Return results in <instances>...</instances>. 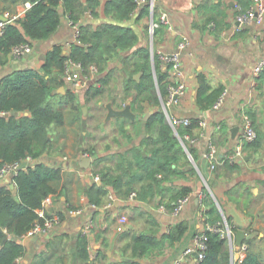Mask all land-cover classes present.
<instances>
[{"label":"trees","instance_id":"obj_1","mask_svg":"<svg viewBox=\"0 0 264 264\" xmlns=\"http://www.w3.org/2000/svg\"><path fill=\"white\" fill-rule=\"evenodd\" d=\"M24 1H29L30 6L23 16L9 20L0 34V63L12 53L14 46L50 38L56 33L63 13L78 22L79 42H70L67 52H64L62 43H54L44 54L39 68L15 69L0 77V166L7 162L21 161L26 156L33 160L12 176L14 188L0 185V264H17V258L25 250L23 243L17 239L26 234L37 221H43L38 210L43 207L46 197L56 194L54 181L62 177V167L56 162L43 161L42 157L53 152L56 128L64 125L66 111L65 107L59 106L61 103L65 106L70 104L72 120L79 125L87 118L92 121V130H89L88 135L93 140L83 150L94 157L92 168L100 179V183L95 182L88 188L90 202L98 206H102L111 189L118 197H126L132 191L136 192L138 199L161 195L159 201L172 209L178 198L191 193V186H175L174 180L183 176L180 166L191 163L187 151L193 157L196 156L189 142L184 140L183 146L178 136L174 135V129L160 106V100L167 96V70L162 69L156 54H151L148 46L136 45L137 33L124 23L136 13L134 0H105L103 12L110 20L97 25L81 21L85 11H89L92 17L98 16L100 0ZM146 10H149L147 3L142 5L134 17L141 16ZM159 29H155L154 36ZM68 57L80 61L84 73L90 64L97 67L95 81L83 90L84 102H94V112L86 117L82 114L79 94L63 78ZM117 62L121 65L117 66ZM110 63L114 65L109 66ZM117 70L121 72L123 95H132V108L135 109L136 105V110L142 109L144 101L158 105V109L151 112L146 120H141L143 126H138L136 130V135L140 136L139 141L129 146L125 155L119 159L116 158L118 153L101 156L98 151L99 142H105L106 148L109 146L106 140L110 135L106 133V126H100L106 110L105 102L110 99L115 107L124 104L122 98L118 100V95H111L113 89L109 88ZM140 70L142 73L137 80L134 73ZM205 82V78L200 76L196 100L202 108L210 107L222 90V86L212 88ZM60 86H64V92L58 91ZM120 118L114 117L109 123L117 132L112 134V139L117 140L118 134H121L131 140L132 131L124 121H119ZM190 120V124L176 128L179 136L182 137L185 132L194 135L199 120ZM132 122L136 124L135 120ZM93 130H98L99 134L95 135ZM258 141L257 134L256 139L248 145L256 147ZM109 159H115L114 163L110 164ZM225 166L231 170L239 168L237 163H226ZM164 191L167 192L166 198ZM203 191L206 192L202 199L203 214L207 215L208 221L214 222L221 217L220 213L208 192L205 189ZM58 213L60 217L63 216L61 211ZM45 215L49 216V213ZM228 219H233L232 215ZM187 227L185 220H179L159 235H156L157 230L153 228L136 229L131 234L129 230H122L120 234L125 232L129 236L121 246L120 259L107 264H141L134 259L135 255L150 253L155 248H161L165 242L179 240ZM242 228L246 233L251 231L250 223L242 225ZM3 230L7 233L6 238ZM207 237L206 255L199 264H230L229 248L232 250L233 246L217 232L209 231ZM243 241L247 244L245 256L233 264H264V246L257 245L253 235H246ZM87 242L84 233L77 238V264H94L90 260ZM98 257L106 264V253L99 250Z\"/></svg>","mask_w":264,"mask_h":264},{"label":"crops","instance_id":"obj_2","mask_svg":"<svg viewBox=\"0 0 264 264\" xmlns=\"http://www.w3.org/2000/svg\"><path fill=\"white\" fill-rule=\"evenodd\" d=\"M26 2L28 1L0 0V18H10V15L15 13L20 14L19 17L23 16L29 7ZM104 2L105 0H100L98 16L92 17L89 11H85L81 22L97 25L102 21H109L110 17L105 16L103 12ZM249 4L250 0H160L152 16L150 11L146 10L141 16L134 17L136 12L129 20L124 21L137 33L136 45L148 46L151 54H156L163 70H167V67L162 62L160 53L169 54L174 51L178 40L183 37L189 40L188 45L181 50L183 63L181 79L186 90L180 101L171 105L168 111L179 117L206 119L208 125L204 129L198 125L194 129V135L199 136L202 131L218 147L220 157L232 150L238 142L244 128L243 114L250 117L259 141L256 147L248 145L250 142L244 143L243 159L237 163L239 168L231 170L225 166L226 163H231L219 159L218 167L209 170L207 162L201 157L205 142V136L202 135L200 143H189L196 154L193 157L190 153L192 159L188 156L192 164L188 162L182 164L180 171L183 172V176L174 180L175 186L189 185L192 188L190 200L178 214H173V208L160 207L163 205L159 201L161 195L147 199L115 195L112 206L93 208L90 206L88 188L95 182L100 183V179H94L96 175L92 168L94 157L91 155L92 160L88 166L83 167L80 164L83 154L87 153L83 149H86L92 138L82 139L86 136V130H82L81 138H78L76 130L80 125L72 120L71 115L70 121L65 120L64 125L56 128L53 152L42 157L43 161L56 162L62 167V177L54 181L56 194L49 195L44 213L59 216L58 212L61 211L63 216H59L60 221L49 232L24 235L20 238L25 250L17 258V264H77L79 260L76 255V241L83 233L87 236V248L90 260H93L94 264L104 263V260L98 257L99 250L107 254L106 264L118 260L121 256V246L129 236L124 234L125 232L120 234L123 231L115 229L120 213H126L128 216L124 231L129 230L130 234L139 226L140 229L153 228L157 230L156 235H159L171 224L185 220L188 227L179 240L173 243L165 242L161 248H155L150 253L134 256L141 264H174L182 250L192 243L194 234L203 229V224L207 220V215L201 216L200 210L203 208L197 199L199 192L205 189L204 185L208 186L209 196L216 202V207L222 209L226 217L229 216L228 210L234 208L243 219L244 226L250 223L251 231L245 234L253 235L256 244L264 246V67L258 72L253 70L258 60L264 58V22L257 23L252 20L239 26L235 20L238 11L246 9ZM162 10L167 12L168 23L159 26L161 29L156 36H151L148 25L152 17L155 21L159 20ZM68 21L67 14L63 13L56 33L50 38L31 41L30 51L22 55H7L5 61L0 63V77L15 69L39 68L44 54L54 43L60 42L64 45L66 41L74 38L73 27ZM63 47L64 52H67L69 46ZM116 64L121 65L120 62ZM151 64L153 67L152 58ZM112 65L114 63H110L109 66ZM153 73L156 77L155 70ZM200 76L205 78V83L210 87L222 86V90L227 91L218 109H213L212 105L202 108L198 104L196 92ZM94 81L89 82V85ZM66 83L70 87L71 84L67 81ZM81 88L77 87L74 90L79 94ZM122 100L123 103L127 101L132 103V95H126ZM160 106L163 108L161 100ZM131 109L135 112L134 120L138 119L136 124L129 118L119 117V121H124L128 128L130 127L133 135L131 140H127L121 134H118L117 140L112 139V134L117 133L113 125L109 124L113 117L111 121L101 126H106L110 138L106 140L109 143L108 148L104 147L105 142H99V155L118 153L117 159L125 155L129 146L136 145L140 139V136L136 135V130L142 125L141 120H146L151 114L150 111L158 109V105L144 101L142 109L136 110V105L135 109L132 106ZM145 113H148L146 118ZM105 114L106 110L104 116ZM215 124H220V129H215ZM114 160L108 161L112 164ZM5 184L11 188L15 187L11 178L0 177V185ZM110 192L112 193L111 189ZM163 193L166 198L167 192ZM106 200L107 194L104 202ZM75 209L80 211L74 212ZM90 219L92 226L86 229L85 225ZM229 250L231 260L232 250L230 248ZM127 257L131 258L129 255ZM193 258L194 254L187 257L185 264H193Z\"/></svg>","mask_w":264,"mask_h":264},{"label":"built area","instance_id":"obj_3","mask_svg":"<svg viewBox=\"0 0 264 264\" xmlns=\"http://www.w3.org/2000/svg\"><path fill=\"white\" fill-rule=\"evenodd\" d=\"M134 1H135V12H137L142 7L143 4L147 3L149 5V11L152 16L153 13L155 12L156 5L160 0H134ZM25 4L30 6L29 1L26 2ZM19 15L20 14L18 13L11 14L10 18H7V20L0 18V34L3 33L6 23L8 21L18 18ZM68 20H69L68 21L69 24L73 27L74 38L72 40L66 41L64 43V45L66 46H69V43L72 41L79 42L77 37L79 34V28H78L79 24L78 22H74L69 18ZM235 20L237 21L239 26L246 22H250L252 20H255L257 23H263L264 0H250V4L247 6L246 9L238 11V13L235 15ZM167 23H168L167 12L165 10H162L159 14L158 21H155L152 17L148 25L149 34L153 36L154 31L157 27H159L161 24L167 25ZM188 43L189 40L186 37H183L182 39L178 40L176 44V49L174 51H172L169 54L160 53V57L162 59V62L166 65L167 73H168L167 96L165 99H161L163 100L162 109L164 111V114L168 122L173 127L174 132H176V128L178 126L188 125L191 122L190 118L188 117L175 116L168 111L171 105L176 104L180 101L181 97L184 95L186 90L185 83L181 79L183 73L181 50L184 49L188 45ZM30 49H31V43L29 42L21 43L12 48L11 54L19 56L26 52H29ZM263 67H264V58H260L257 64L253 67V70L255 72H258ZM96 75H97V67L94 64L88 65L87 72L84 73V68L82 67L80 61L74 60L71 57L66 58L63 78L65 81L71 84L72 88L83 87L88 85L89 82L94 81ZM226 93L227 91L225 89L220 92L217 99L212 104L213 109H218L221 106ZM243 119H244V124H243L244 128L238 142L235 144L234 148L228 151L223 157L219 156L218 147L212 142V140L209 137H206L202 131L200 132L199 136L191 135L188 132L183 133L182 137L179 136L177 132L176 135L178 136L180 141L184 144V146H185L184 140L192 144H198L200 143V137L202 135L205 136L204 149L201 152V157L207 162L209 170H215L218 167L219 159H222L223 162L227 161L231 164L238 163L240 160H242L244 156L243 153L244 143L252 142L256 139L257 132L252 124L250 117L247 114H243ZM198 125L202 127V129H204L208 125V122L206 119H199ZM214 127L215 129H220V124H215ZM86 154L87 153H84L83 156ZM188 156L192 158L189 152H188ZM32 161L33 160L30 156H26L25 159L21 161L4 163L2 166H0V177L11 178L12 184L15 185L12 176L17 172L18 169L22 168L21 163L25 162V165H27L32 163ZM94 179L96 180L99 179V176L95 175ZM205 196H206L205 191L199 192L197 196L201 208L204 207L202 199ZM129 197L136 198V192L132 191L129 194ZM49 198H50L49 196L46 197V199L43 201V207L38 210V214L44 218L43 221L42 222L37 221L34 224V226L30 228L24 235L32 236L40 233H47L55 224H57L60 221L58 215L51 214L47 216L44 213V206L46 202L49 200ZM190 198H191L190 194L178 198L177 202L175 203L172 209L173 214H178L184 208V205L190 200ZM114 200H115V194L109 193L108 200H106L101 207L108 208L112 206ZM90 206L95 208L98 205H96L94 202H90ZM160 207L164 209V205H160ZM78 211L80 210H76V209L74 210V212H78ZM200 211L202 213L201 216H203L204 214L202 212V209ZM127 222H128L127 214L120 213L117 216L115 229L117 231L124 230L126 228ZM203 225H204L203 229L197 232L196 234H194L192 243L182 250L181 254L176 258L174 264H185L186 258L192 254H194L192 263L199 264V262L206 255V249L208 246L207 232L209 231L217 232L221 238L227 240L228 244L234 243L235 231L237 226L236 222L234 221V218L229 220L228 217L223 215L221 218H219L214 222H210L206 220ZM90 226H92L91 219L89 220V222H87L85 228L87 229ZM246 249H247V244L244 241L239 246V248L236 249L238 252L239 261L242 260L243 257L245 256Z\"/></svg>","mask_w":264,"mask_h":264},{"label":"water","instance_id":"obj_4","mask_svg":"<svg viewBox=\"0 0 264 264\" xmlns=\"http://www.w3.org/2000/svg\"><path fill=\"white\" fill-rule=\"evenodd\" d=\"M3 19L7 20V18H3ZM141 72L142 71H139V72H137V74H135V78L137 80H138V75ZM58 91L64 92L65 91L64 86H60L58 88ZM111 94L114 95V91H112ZM161 104L163 105V100H161ZM104 105L106 107V114H105L102 122L100 123V126H103L104 123L111 121L113 117H117V116L118 117H126V118H129L131 120L135 119V112L131 109V103L129 101L124 103L123 106H121V107H115L111 100L106 101ZM82 110L84 111V106L82 107ZM150 112H152V111H150ZM147 116H148V113H145L144 118H146ZM174 135H176V132H174ZM182 145L184 146L183 143H182ZM91 160H92L91 155L86 154L83 156L80 164L83 167H86L91 163ZM24 166H25V162H22L21 167H24ZM12 187H13V185H12ZM228 215H232V217L234 218V221L238 225V228L235 231L234 243L231 244L233 247H232V258H231L230 264H233L234 261L238 259V252L236 249L239 248V246L242 244L246 234H245L244 229L242 228L243 219L241 218L239 213L234 208H232V209L228 210ZM0 229L2 230L1 227H0ZM3 232H4V238H6L7 233L4 230H3ZM17 240L20 243H22L19 238Z\"/></svg>","mask_w":264,"mask_h":264},{"label":"rangeland","instance_id":"obj_5","mask_svg":"<svg viewBox=\"0 0 264 264\" xmlns=\"http://www.w3.org/2000/svg\"><path fill=\"white\" fill-rule=\"evenodd\" d=\"M116 75H114V77L111 79V84H110V87L109 88H111V89H113V91H114V95L117 97V95H118V100L120 99V98H122V96H124L123 95V90H122V78H121V72H119L118 70L117 71H115L114 72ZM134 74H137V73H134ZM140 76L141 75H138V79L140 78ZM89 85V84H88ZM88 85H86V86H83L81 89H80V91H78L79 92V99H80V102H81V109H82V107L84 106V111L82 112L83 113V115H86V116H89V114H91L92 112H94V108H93V106H94V102L93 101H90V102H84V100H83V90H85L87 87H88ZM74 89V88H73ZM127 95V94H126ZM125 95V96H126ZM109 100V99H108ZM123 103V102H122ZM60 107H65L64 109H65V111H66V116H65V120H69L70 121V117H71V115H72V112H70V104H67L66 106H65V104L64 103H61L60 105H59ZM138 120V119H137ZM136 120V122H138ZM91 124H92V121L90 120V118H87L79 127H78V129L76 130V133H77V135H78V138H81V135H82V130H86L87 131V133H85V137H82V139H91V136L89 135L88 136V134H89V130H92V128L90 127L91 126ZM107 130V129H106ZM93 132H94V134L96 135V134H99L98 133V130H93ZM106 133H110V132H106ZM93 140V139H92ZM94 142V141H93ZM100 144V143H99ZM98 144V145H99ZM102 146V145H101ZM112 146H114V144L112 145ZM190 159H192V158H190ZM204 188H205V190L208 192V186H205L204 185ZM209 194V193H208ZM209 196V195H208ZM213 201H214V199L212 198V197H210ZM215 202V201H214ZM216 203V202H215ZM218 207V206H217ZM219 208V207H218ZM219 210H220V216L222 215H224L225 216V214L223 213V210L222 209H220L219 208ZM221 216V217H222ZM220 217V218H221ZM141 227H139L138 226V228H137V230H139Z\"/></svg>","mask_w":264,"mask_h":264}]
</instances>
